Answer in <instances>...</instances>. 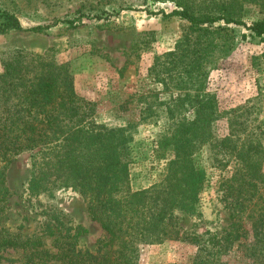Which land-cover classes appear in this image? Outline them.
I'll return each mask as SVG.
<instances>
[{"label":"rangeland","instance_id":"1","mask_svg":"<svg viewBox=\"0 0 264 264\" xmlns=\"http://www.w3.org/2000/svg\"><path fill=\"white\" fill-rule=\"evenodd\" d=\"M187 1L197 18L222 14L246 26L264 18V0ZM182 2L0 0V23L10 15L22 25V30L0 33V74L4 62L22 59L68 65L78 95L95 105L90 120L124 135L131 152L133 192L150 188L167 174L174 154L167 145L160 147L162 136L169 137L173 124L194 119L199 95L217 99L215 144L228 137V118L237 111L240 144L250 138L260 143L264 156V42L237 24L194 25L174 13ZM68 20L75 22L65 23ZM38 27L44 29L35 31ZM212 148L213 143L202 144L194 157L207 174L202 214L178 213L181 233L197 236L202 243L211 234L221 235L231 222L221 200L226 186L220 181L233 174L236 160L220 147ZM37 153L24 152L5 168L10 197L1 227L39 237L54 252L59 235L70 241L82 232L78 246L96 252L108 235L89 215L79 191L59 187L56 177L48 187L43 174L38 180L31 168ZM198 250L180 240L141 244L137 264H190ZM24 256L22 251L1 252L0 264H22ZM227 261L252 264L240 253H232Z\"/></svg>","mask_w":264,"mask_h":264},{"label":"trees","instance_id":"2","mask_svg":"<svg viewBox=\"0 0 264 264\" xmlns=\"http://www.w3.org/2000/svg\"><path fill=\"white\" fill-rule=\"evenodd\" d=\"M183 1L178 3L182 9L174 13L192 24H237L264 42V18L250 26L222 14L197 18L189 1ZM5 19L0 33L22 30L17 17L6 15ZM37 59L41 61L4 62L0 74V253L22 251V264H137L141 244L180 240L199 248L190 264H229L227 258L232 253H240L252 264H264V156L260 143L249 138L240 144L237 111L228 118V137L215 144L212 129L217 120V99L197 96L194 119L173 124L169 137L162 136L160 147L167 145L174 154L167 174L150 188L133 192L131 152L124 135L90 120L95 105L78 95L68 65ZM206 143L220 147V152L235 157L236 162L233 174L220 181L226 186L221 200L230 225L221 235L211 234L202 243L197 236L181 233L178 213L190 217L202 214L207 174L194 157ZM37 149L31 161L33 174L38 180L43 174L46 187L56 177L59 187L67 185L79 191L87 201L89 215L108 235L96 252L78 246L76 239L82 232L70 241L59 235L54 252L39 237L1 227L10 197L5 168L18 155ZM215 160L218 165L223 163Z\"/></svg>","mask_w":264,"mask_h":264}]
</instances>
